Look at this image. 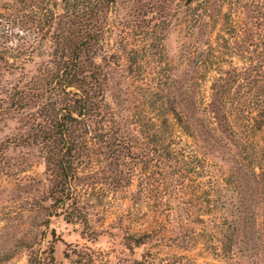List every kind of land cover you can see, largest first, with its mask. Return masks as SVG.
Segmentation results:
<instances>
[{
	"label": "rangeland",
	"instance_id": "obj_1",
	"mask_svg": "<svg viewBox=\"0 0 264 264\" xmlns=\"http://www.w3.org/2000/svg\"><path fill=\"white\" fill-rule=\"evenodd\" d=\"M202 5L209 6L212 19L203 14ZM237 9L239 13H234ZM229 13L250 20L251 29L239 21L230 24ZM197 14L204 18L192 25ZM109 19L113 25L106 58L111 61L122 55L127 61H122L123 72L113 66L108 69L113 75L108 91L120 83L129 121L146 129V121L155 118V109L160 110L166 87L176 84L179 90L182 84L185 88L187 77V90L181 87L182 96L176 99L188 124L186 131L166 113V123L154 141L123 136L122 144H135L144 155L122 153L118 161L104 143L91 139L88 158L75 182L74 219L65 221L59 205L47 198L50 181L42 158L34 148L7 144L5 139L16 132L15 123L0 122V264H27L29 253L40 254L47 244L52 246L55 264H224L214 246L202 243V221L209 216L198 211V204L205 197L214 199L201 190L210 191L211 183L220 189L227 169L215 151L200 149L196 119L214 124L207 112L218 95L210 89L215 79L236 71L246 75L241 87L259 85L264 70L255 66L264 63V0H192L190 5L185 0H119ZM192 44L197 50L187 60ZM199 51L215 54V66L200 69ZM119 74L127 77L123 84ZM231 87L230 100L236 83ZM230 103L235 108L241 104ZM155 146L163 151L159 157L154 155ZM169 146L172 156L166 154ZM128 234H144V244L132 250L125 247Z\"/></svg>",
	"mask_w": 264,
	"mask_h": 264
},
{
	"label": "trees",
	"instance_id": "obj_2",
	"mask_svg": "<svg viewBox=\"0 0 264 264\" xmlns=\"http://www.w3.org/2000/svg\"><path fill=\"white\" fill-rule=\"evenodd\" d=\"M117 1H0V122L3 126L6 121L15 123L16 131L5 142L38 152L49 175L47 198L59 205L65 221L74 219L71 209L78 202L75 182L80 166L88 158L91 139L104 143L118 161L122 153L126 157L144 155L135 144H122V137L139 135L154 141L161 132V124L166 123V113L173 115L175 123L180 128L184 126L185 131L188 126L176 102L182 90H187V77L185 88L180 84V91L176 84L166 87L160 110L155 109V118L146 121V129L139 122L129 121L128 102L120 83L114 84L118 87L114 91H108L113 76L108 69L113 66L123 72L122 61H127L122 60V55L111 61L106 58L109 26L113 25L109 18ZM185 2L190 5L192 0ZM201 11L213 18L209 6L202 5ZM234 13H239L238 9ZM229 15L230 24L239 21L251 29L250 20ZM203 18L197 14L191 24ZM196 50L194 44L190 45L187 60ZM196 60L200 69L208 70L217 63V56L199 51ZM255 67L264 70V63ZM245 76L232 71L215 79L218 88L214 84L210 89L212 95H218L211 99L207 112L214 124L201 117L196 119L200 149L215 151L227 169L220 189L211 183L210 191L201 190L214 199L205 197L198 204V211L209 216L202 221V243L214 246L224 264H258L264 260V76L259 85H254L256 88L241 87ZM124 80L127 77L121 76V84ZM235 83L237 87L231 91L230 100L227 93ZM107 96L113 103L107 102ZM230 102L241 104L235 108ZM186 104L193 109L189 101ZM168 148L166 154L172 156ZM153 149L157 157L163 152L156 146ZM1 159L0 155V173ZM128 235L129 242L123 245L130 250L144 244V234ZM52 253L51 244H47L40 254L30 252L27 264H55Z\"/></svg>",
	"mask_w": 264,
	"mask_h": 264
}]
</instances>
